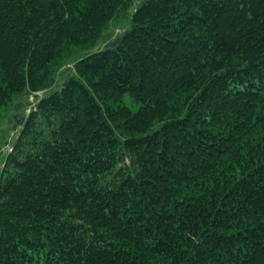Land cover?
Returning <instances> with one entry per match:
<instances>
[{"label":"trees","instance_id":"16d2710c","mask_svg":"<svg viewBox=\"0 0 264 264\" xmlns=\"http://www.w3.org/2000/svg\"><path fill=\"white\" fill-rule=\"evenodd\" d=\"M42 88L0 264H264V0H0V136Z\"/></svg>","mask_w":264,"mask_h":264},{"label":"rangeland","instance_id":"374dc122","mask_svg":"<svg viewBox=\"0 0 264 264\" xmlns=\"http://www.w3.org/2000/svg\"><path fill=\"white\" fill-rule=\"evenodd\" d=\"M119 29H115L112 31L111 36H115ZM44 88L39 89L35 92L28 93L26 96L22 98L23 102L20 100L19 107L16 108L13 104L7 105V107L3 110L7 115H5L4 119L2 120V123H7L4 125V129L2 130V135L0 136V167L2 165V156L5 154L7 150H9L8 145L11 144V141L16 135L17 129H16V122L15 120L16 116L22 113H26L29 111V108L31 107V104L35 101L36 95H41L44 92ZM125 102L127 104L131 105L132 109H135L137 107V103L132 102L129 100V97L126 96ZM15 116V118H14ZM18 127V126H17Z\"/></svg>","mask_w":264,"mask_h":264},{"label":"water","instance_id":"95a60500","mask_svg":"<svg viewBox=\"0 0 264 264\" xmlns=\"http://www.w3.org/2000/svg\"><path fill=\"white\" fill-rule=\"evenodd\" d=\"M117 38H118V37H116V39H117ZM113 42H114V41H111V44H113ZM19 102H20V101H19ZM19 102L16 104V108L19 107V104H20ZM17 119H18V118H17Z\"/></svg>","mask_w":264,"mask_h":264},{"label":"built area","instance_id":"2783aa9c","mask_svg":"<svg viewBox=\"0 0 264 264\" xmlns=\"http://www.w3.org/2000/svg\"><path fill=\"white\" fill-rule=\"evenodd\" d=\"M8 148H9V149L11 148V145H10V144L8 145Z\"/></svg>","mask_w":264,"mask_h":264}]
</instances>
